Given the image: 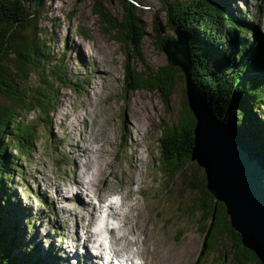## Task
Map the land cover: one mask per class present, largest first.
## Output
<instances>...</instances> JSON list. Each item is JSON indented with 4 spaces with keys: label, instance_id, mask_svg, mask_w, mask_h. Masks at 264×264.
<instances>
[{
    "label": "rangeland",
    "instance_id": "1",
    "mask_svg": "<svg viewBox=\"0 0 264 264\" xmlns=\"http://www.w3.org/2000/svg\"><path fill=\"white\" fill-rule=\"evenodd\" d=\"M131 1L145 33L140 42L141 61L131 44L118 42L114 38L116 30L94 13L99 4L104 15L121 23L125 0H45L39 8V27L52 39V66L63 57L60 66L69 85L59 90L50 126L41 123L35 113L25 116L38 140L28 162L22 163L23 174L4 179L17 194L10 199V210L16 213L15 234H23L18 250L24 252L31 244L38 246L40 257L48 264H74L65 256H75L76 252L77 262L88 264L91 258L83 248L96 242L93 228L101 201L119 194V201L111 208L117 215L110 218L119 226L106 229L108 248L117 256L135 249L134 255L143 264L232 263L220 259L231 250L228 235H222L216 249L199 260L202 237L196 229L197 216L191 210L201 193L189 184L192 178L197 184L204 182L202 169L189 162L169 177L162 165L165 131L177 127L183 116V74L176 72L175 87L167 100L157 90L132 91L124 76L127 65L145 73L167 66L158 42L175 38V27L168 22L164 8L189 0ZM211 1L225 2L222 8L226 12L246 19L264 36V0ZM37 81L38 76L33 75L29 85ZM239 98L241 105L247 103ZM249 112L252 127L258 124L264 128V104ZM248 124L236 128L241 133ZM104 162L107 167H101ZM86 164H92L94 171ZM101 168L104 177L109 173L108 180H98ZM133 182L136 185L129 187ZM131 188L138 207L130 213L131 224H126L122 216L128 210L125 206ZM8 218L5 213L4 221ZM145 236L147 244L142 240ZM88 237L82 248V241ZM9 250L15 257L16 249L10 246ZM96 261L101 263L98 258Z\"/></svg>",
    "mask_w": 264,
    "mask_h": 264
},
{
    "label": "trees",
    "instance_id": "2",
    "mask_svg": "<svg viewBox=\"0 0 264 264\" xmlns=\"http://www.w3.org/2000/svg\"><path fill=\"white\" fill-rule=\"evenodd\" d=\"M125 3L121 23L104 15L99 4L94 7V13L111 30H116L114 38L118 42L131 44L141 61L140 42L145 33L134 14L133 2L125 0ZM220 3L189 0L184 4L170 3L164 9L168 22L187 34L191 80L202 99L220 122L228 124L230 120L236 132L264 157V128L258 124L252 127L248 117L250 109L264 104V43L256 44V36L260 34L241 17L226 12L222 8L225 2ZM39 11L30 9L22 0H0V264H48L40 257L38 246L31 244L24 252L18 250L23 234H15L16 213L10 210V199L17 194L4 180L23 174L22 163L28 162L38 140L25 116L35 113L41 123L50 126L59 90L69 85L60 66L63 57L59 64L52 66V39L39 27ZM166 39L170 38L159 40V48ZM176 72L179 69L170 63L154 73L138 72L127 65L124 76L132 91L157 90L167 100L175 87ZM246 73L248 77L240 79ZM33 75L38 76V81L31 86L29 80ZM239 97L248 103L242 104V109ZM244 124L251 128L247 125L240 133L236 126ZM193 128L194 119L185 104L178 126L166 130L161 141V161L169 177L189 163ZM189 188L201 193L191 210L197 216L196 229L202 237L199 260L216 249L222 235H228L231 250L220 256L222 261L260 264L242 247L239 235L229 226L224 206L214 203L204 182L197 184L192 178ZM5 213L9 214L7 221H4ZM10 246L16 249L15 257L10 253Z\"/></svg>",
    "mask_w": 264,
    "mask_h": 264
},
{
    "label": "water",
    "instance_id": "3",
    "mask_svg": "<svg viewBox=\"0 0 264 264\" xmlns=\"http://www.w3.org/2000/svg\"><path fill=\"white\" fill-rule=\"evenodd\" d=\"M44 1L22 0L34 9ZM174 33L175 38L163 41L160 49L184 77L185 104L194 119L189 162L202 169L206 191L214 203L224 206L242 247L264 264V157L229 123L220 122L202 99L191 80L187 34L180 27Z\"/></svg>",
    "mask_w": 264,
    "mask_h": 264
},
{
    "label": "clouds",
    "instance_id": "4",
    "mask_svg": "<svg viewBox=\"0 0 264 264\" xmlns=\"http://www.w3.org/2000/svg\"><path fill=\"white\" fill-rule=\"evenodd\" d=\"M119 194L110 197L104 205L100 207L97 213V221L93 228V232L96 233V242L102 245L105 250V255L107 259H111V255L108 253V233L106 229H115L119 226L118 222L113 221L108 218L110 213L108 211V205L114 204L119 201ZM135 249H132L128 254L124 255L121 259L115 261V264H129V258H131V264H143V261L138 256L134 255Z\"/></svg>",
    "mask_w": 264,
    "mask_h": 264
},
{
    "label": "bare ground",
    "instance_id": "5",
    "mask_svg": "<svg viewBox=\"0 0 264 264\" xmlns=\"http://www.w3.org/2000/svg\"><path fill=\"white\" fill-rule=\"evenodd\" d=\"M192 147L194 148V144L192 145ZM86 149V148H85ZM84 149V150H85ZM85 152V151H84ZM82 153V152H81ZM89 159H90V157H89ZM90 161V160H89ZM103 161V160H102ZM84 164V163H83ZM87 165V164H86ZM86 165H83V166H86ZM95 166H96V163H95ZM87 167H91L92 168V170H93V167L94 166H92V164H90V165H87ZM96 167H98V166H96ZM101 167H107V164L104 162L103 164H102V166ZM97 169V168H96ZM94 171V170H93ZM95 172H96V170H95ZM83 173V172H82ZM98 173H99V177H98V180H101V179H107L108 180V177H109V173H106L107 174V176L106 177H104V173H105V170H104V172H103V168H101V169H99L98 170ZM94 174H96V173H94ZM90 176V175H89ZM88 176V177H89ZM91 177H93V176H91ZM90 178V177H89ZM95 178V177H94ZM92 179V178H91ZM97 179V178H96ZM94 181H95V179H94ZM92 183V182H91ZM133 185H136V183H131V184H129V187H131V186H133ZM128 189V188H127ZM127 191V190H126ZM128 198L130 199L129 201H127V203H126V206L125 207H127L128 208V210H127V212H125L124 214H123V216L122 217H124V219H125V221H126V224H128V222L130 223V218H132L131 216H130V213L132 212V211H137V200H132V198L134 197V195H135V191L131 188V190H130V192H128ZM127 195H126V197H127ZM136 195H137V192H136ZM74 198L75 199H77V196L75 197L74 196ZM80 199V198H79ZM82 205V204H81ZM80 205V207H79V209L81 210V209H83L84 208V206H81ZM124 205V204H123ZM122 205V208L124 207ZM84 210V209H83ZM108 210H109V213H110V216H113V217H115L117 214H116V212L115 211H113L110 207L108 208ZM25 212V211H24ZM90 211L88 210V213H89ZM83 213V212H82ZM123 213V212H122ZM119 214H121V213H119ZM121 216V215H120ZM131 224V223H130ZM124 226V225H123ZM128 226V225H127ZM136 230H134V232H135ZM136 233V232H135ZM138 233V232H137ZM128 234V233H127ZM127 234H125V235H127ZM139 234H141L140 232H139ZM91 236H93V235H91ZM142 237H144V236H142ZM89 238L90 237H88V238H86V241H88L89 240ZM145 239H146V241H145ZM142 240L147 244L149 241H148V238L145 236V238L143 239L142 238ZM77 241V240H76ZM88 248V247H87ZM88 250V249H87ZM87 254V256L88 257H90L91 259L90 260H88V264H100V263H98L97 261L96 262H93V260H97V256L95 257V256H93V255H91L89 252H87L86 253ZM76 256V255H75ZM65 259H66V261H69V262H74V264H75V262L77 261L76 259L77 258H75L74 256L73 257H71V254H69V255H66L65 256ZM80 261V260H79ZM129 261H130V258H129ZM103 263V262H102ZM101 263V264H102ZM104 264V263H103Z\"/></svg>",
    "mask_w": 264,
    "mask_h": 264
}]
</instances>
